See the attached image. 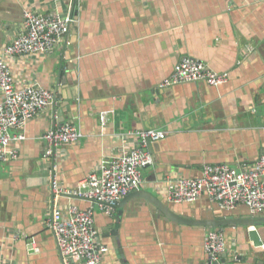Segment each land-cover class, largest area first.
<instances>
[{
    "label": "crops",
    "instance_id": "0c3cea01",
    "mask_svg": "<svg viewBox=\"0 0 264 264\" xmlns=\"http://www.w3.org/2000/svg\"><path fill=\"white\" fill-rule=\"evenodd\" d=\"M26 10L73 23L53 51L6 59L18 89L36 84L56 103L27 124L19 158L0 165V264H64L46 221L54 210L67 217L73 206L92 207L72 192L139 144L132 133L141 130L165 134L145 148L154 164L143 170L141 191L189 222L253 216L207 196L173 204L168 191L205 166L242 170L264 152V0H0V57L25 31ZM186 57L228 74V83L161 88ZM65 122L79 142L47 157L44 135ZM54 179L69 193L55 196ZM95 210L101 264H264L252 228L219 230L227 249L211 263L204 242L213 230L171 221L147 198L128 199L113 217ZM257 230L264 244V226Z\"/></svg>",
    "mask_w": 264,
    "mask_h": 264
},
{
    "label": "built area",
    "instance_id": "2783aa9c",
    "mask_svg": "<svg viewBox=\"0 0 264 264\" xmlns=\"http://www.w3.org/2000/svg\"><path fill=\"white\" fill-rule=\"evenodd\" d=\"M72 23V19L58 13L42 15L26 10L25 31L4 48L0 57V165L19 158L16 145L26 140L23 131L27 124L56 103L52 92L36 84L18 89L6 59L53 51L69 34ZM187 83H205L219 88L228 83V74L214 72L203 62L186 57L161 88ZM132 135L139 144L127 153L103 161L101 175H90L80 183L78 190L72 192L76 197L89 200L92 207L81 210L73 206L67 217L54 210L46 221V227L56 238L64 264H72L70 260L75 257L82 264H101L105 249L98 241L95 207L102 215L113 217L120 202L144 186L143 170L154 164L152 155L145 148L148 142L163 140L165 134L158 130H141ZM80 138L79 130L71 122L56 125L44 135L46 156H52L58 147L76 144ZM52 191L55 196L68 192L62 190L55 179ZM203 196L227 211L245 206L253 216L262 215L264 152L255 164L242 170L226 165L205 166L200 178L180 179L168 191V200L173 204H193ZM226 249L223 232L213 230L207 234L204 250L211 263H219Z\"/></svg>",
    "mask_w": 264,
    "mask_h": 264
},
{
    "label": "water",
    "instance_id": "95a60500",
    "mask_svg": "<svg viewBox=\"0 0 264 264\" xmlns=\"http://www.w3.org/2000/svg\"><path fill=\"white\" fill-rule=\"evenodd\" d=\"M151 146V142H148V147ZM136 196H141L143 198H147L149 201H151L157 209L160 211L161 214L165 215L167 218H169L171 221L184 223L187 225L196 224L200 226H205L210 228L211 230H222L227 227H235L237 225L244 226L246 228H252V230L249 232L250 240L254 243L256 247L263 246V242L260 237V233L258 232L257 228L260 226H264V217L262 215L260 216H252V217H246L242 220H236V219H223L219 218L215 221H201V222H189L185 221L180 216L175 214L172 210L164 206L161 202H159L156 198L149 195L148 193H145L143 191L135 192L131 195H129L127 198L122 200L120 202V206L118 205L117 209L121 208V205L125 203L128 199Z\"/></svg>",
    "mask_w": 264,
    "mask_h": 264
}]
</instances>
